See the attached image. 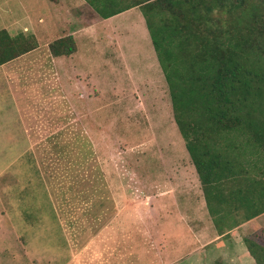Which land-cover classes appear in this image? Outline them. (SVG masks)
<instances>
[{"label": "rangeland", "instance_id": "374dc122", "mask_svg": "<svg viewBox=\"0 0 264 264\" xmlns=\"http://www.w3.org/2000/svg\"><path fill=\"white\" fill-rule=\"evenodd\" d=\"M53 10L42 0H0V27L13 25L14 34L27 26L37 43L3 65L14 74L0 69V233L12 243L0 250V264H63L73 252L87 262L89 254L101 259L102 241L90 239L125 209L131 224L121 217L124 231L136 234V217L144 218L146 243L159 237L154 224L165 241L198 242L201 233L214 241L139 8L116 18L117 31L97 15L93 40L75 42L69 56L78 51L82 74L69 70L71 59L50 55L48 46L63 29L53 24ZM212 16L219 25L228 17L218 10ZM21 68L34 75L25 79ZM243 141L232 152L249 176L264 180V150H247ZM160 197L171 205L166 213L155 208ZM244 238L264 244V222L240 229L241 247Z\"/></svg>", "mask_w": 264, "mask_h": 264}, {"label": "trees", "instance_id": "16d2710c", "mask_svg": "<svg viewBox=\"0 0 264 264\" xmlns=\"http://www.w3.org/2000/svg\"><path fill=\"white\" fill-rule=\"evenodd\" d=\"M84 1L103 20L141 11L218 236L264 214V180L249 176L232 152L238 139L247 150H264V0ZM216 10L228 16L222 25ZM36 48L33 36L0 28V66ZM75 48L70 36L48 46L52 57ZM243 242L264 264V247Z\"/></svg>", "mask_w": 264, "mask_h": 264}, {"label": "crops", "instance_id": "0c3cea01", "mask_svg": "<svg viewBox=\"0 0 264 264\" xmlns=\"http://www.w3.org/2000/svg\"><path fill=\"white\" fill-rule=\"evenodd\" d=\"M23 1L37 2V0ZM42 2L53 7L54 10L49 11L51 14L53 13V24L59 28L61 23H63V29L61 31H58L60 35L57 33L58 35H56L54 39L61 38L62 36H70L74 39L76 44L80 39H83L82 42L93 40V34L91 33V30L97 22V14L92 10L90 6L86 4L84 0H42ZM133 9L134 8L105 20L111 22L112 30L114 29L115 31H117V28L113 26L114 22H116V18L134 12ZM84 12L87 13V18L84 17ZM90 19L91 24L90 22H87L86 25L83 24ZM38 21L39 23L43 24L42 18H39ZM12 27L13 25H8L7 29L9 30ZM0 28L6 30V28ZM21 28L22 32H16L14 34H10L8 30L6 31L11 36H15L18 34L26 35L30 31L27 26H22ZM77 52L78 51H76V53L72 57H64L65 59H71L72 66L69 70L79 74L87 73L81 68V62L78 61ZM63 63L64 62L61 61L60 64L62 65ZM0 69H2V72L5 75H11L15 73L14 69L7 68L3 65L0 66ZM19 70H22L17 71L19 74H23L25 79H27V77H29L30 75H34V73L31 72L32 69H25L24 71V68H21ZM63 71H66V73L60 72V75L62 74L63 76H65V78L68 77L70 71H67V69H64ZM57 74L59 75V72H57ZM10 79L11 78L7 80ZM74 79L75 78H73V80ZM27 82L28 80L24 81V83ZM7 84L11 86L12 81L7 82ZM164 201L165 199L160 197L158 200V204L155 205V208H157L159 212L163 211L164 213H166V210H171V205L165 204ZM203 205L204 207H206L204 198ZM126 215V209L124 211L118 210L116 216H114V218L110 222L106 223L104 228H102L90 239V241H92V244L96 240L102 241L100 245H96L97 254L100 253L102 255L101 259H93L89 254V259L87 262L85 257L84 259L80 258L81 252L79 253L80 255L78 254V252H73L70 257L68 256L69 258L67 257V261H64L63 264H205L210 262H216L218 264H256L247 251L246 247H241V245L237 243V241L235 240V235L239 232L240 229L251 227V225L254 227L260 225L262 222H264V214H261L253 218L252 220L241 224L239 227L228 232L226 236H218V234H216V238L212 242L204 241V239H206L208 235H204L203 233H201L196 235L198 239L200 238L201 241H190L188 243L165 241L164 234L160 232V226H158L157 224H154L153 230L155 232H158L159 237L155 238L153 234V238L155 239L154 242L152 241V243H146L144 235V218L138 219L137 215H132L133 217L137 216V228L136 234L129 235V233H126L124 231L125 227L123 225V222L120 220L121 217L125 216V220L128 223L129 216ZM208 215L209 214L206 213L207 219ZM128 224L129 225L127 226H130L131 223ZM183 224L184 227L187 226L185 223ZM164 226L166 228L168 227V225ZM10 230L13 231L14 229L10 228ZM5 231H7V229H3V234L5 233ZM15 233L17 232L15 231ZM158 238L159 241H156ZM222 238L226 239V242L220 241V239ZM4 239V237L3 239L1 238L0 233V250L3 249L6 244H12L10 241H4ZM258 244L264 247V244ZM82 254H84V252Z\"/></svg>", "mask_w": 264, "mask_h": 264}]
</instances>
